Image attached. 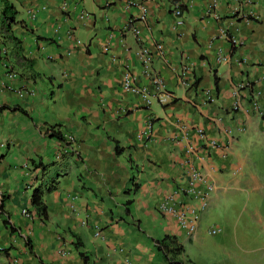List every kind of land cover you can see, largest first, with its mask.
<instances>
[{"label": "crops", "instance_id": "crops-1", "mask_svg": "<svg viewBox=\"0 0 264 264\" xmlns=\"http://www.w3.org/2000/svg\"><path fill=\"white\" fill-rule=\"evenodd\" d=\"M6 3L0 35L19 44L0 56V264H166L157 240L185 252L223 206L264 194V0H0V16ZM187 162L207 181L192 238L159 210L173 194L197 205Z\"/></svg>", "mask_w": 264, "mask_h": 264}, {"label": "rangeland", "instance_id": "rangeland-1", "mask_svg": "<svg viewBox=\"0 0 264 264\" xmlns=\"http://www.w3.org/2000/svg\"><path fill=\"white\" fill-rule=\"evenodd\" d=\"M259 171L264 175L263 164ZM225 208L204 221L198 240L187 241L180 261L186 264H264V194L246 192L223 213ZM199 223L200 218L198 228ZM213 229L220 232L210 234Z\"/></svg>", "mask_w": 264, "mask_h": 264}, {"label": "built area", "instance_id": "built-area-1", "mask_svg": "<svg viewBox=\"0 0 264 264\" xmlns=\"http://www.w3.org/2000/svg\"><path fill=\"white\" fill-rule=\"evenodd\" d=\"M181 14H182V12H181L180 7L178 5L175 8L174 15L177 17V24H179V25L181 24V20H180ZM6 53H7V50H6L5 46L3 45V38L0 35V56L2 58H4L6 56ZM146 55L147 54H146L145 50H141L140 52L137 53V56L139 58H141V60L143 61L145 66H147L149 64V59ZM217 61L224 62L225 58L222 55H219L217 58ZM146 72H148V71H146ZM7 77L10 78L11 80H14L16 75L11 73V74H8ZM151 83L156 90L155 92L157 94L156 95L157 101L160 104H165L168 100L169 95L165 92L164 85L161 82V80L157 77H154L151 79ZM244 85H246V84H239L237 86L236 90H240L241 87H244ZM122 87H123L124 91L129 92L131 94L143 95L145 93V91L143 89H139L135 85H133V83L131 82L128 75H126L124 77ZM6 88L11 89L10 84H8L6 86ZM17 93L19 95H22L23 92L19 90V91H17ZM235 96H236V94H235ZM253 107H254V109L256 108L255 104L253 105ZM231 110L232 111H241L242 110L241 105L239 104V100L237 98H236V101L231 106ZM247 113H248V111H247ZM223 133L225 135H229L230 130L225 128V129H223ZM196 134L201 141L207 143V146L209 148L220 149L221 145H219L218 143H216L213 140L206 139L202 130H200V129L196 130ZM191 152L192 151L190 149L187 150L186 151L187 156ZM186 164H187V168H188V183L186 185V188L184 189V193L186 195L190 196L192 199H194L196 201L197 205L195 207H190V206L183 207L181 205V201H180L179 196L176 194H173L170 196H166L165 198H163L161 200V202L159 204V210L163 215L173 218L176 221V223L178 224V226L180 227V229H182L186 233V235L192 236L196 232L200 212L205 210V208L207 206V201H206L207 193H205L200 188V185H206L207 181L197 168L188 166V164H189L188 162ZM210 189H211V187H210ZM22 214H24L25 216L28 217V214L26 213V211H23ZM218 231L219 230H217V229L216 230L213 229L211 231V234H215ZM127 264H129V263L127 262Z\"/></svg>", "mask_w": 264, "mask_h": 264}, {"label": "trees", "instance_id": "trees-1", "mask_svg": "<svg viewBox=\"0 0 264 264\" xmlns=\"http://www.w3.org/2000/svg\"><path fill=\"white\" fill-rule=\"evenodd\" d=\"M168 1H171L174 3L179 2V0H168ZM180 10L184 11L185 7L180 5ZM14 18H15L14 8L11 5L6 3L5 10L2 16H0V27H1L0 30H2L3 32L2 34H5L7 32L10 33V24L14 22ZM9 38L10 36L8 38H5L3 45L7 46V43L10 41H13L17 45L19 44V42H16L14 38L12 39V36L10 39ZM15 49L17 50L15 51V56L20 60L23 59V58H20V56L18 55L19 53L18 48H15ZM52 136L56 137L59 141H64L63 137L58 132H53ZM31 203L36 210L40 211L41 214H44L45 207L42 202V191L40 189H36L33 192L32 197H31ZM80 247H82V243L79 241L77 244H75V248L78 249ZM156 247H157V251L162 254L166 264H186L180 260H175L178 255H181L184 252L183 248L177 243V238L175 236L166 235L162 239L157 240ZM80 255H83V254L80 253ZM190 263L191 262H187V264H190Z\"/></svg>", "mask_w": 264, "mask_h": 264}, {"label": "clouds", "instance_id": "clouds-1", "mask_svg": "<svg viewBox=\"0 0 264 264\" xmlns=\"http://www.w3.org/2000/svg\"><path fill=\"white\" fill-rule=\"evenodd\" d=\"M229 130H230V129H229ZM230 133H231V130H230ZM224 135H225V134H224ZM229 135H230V134H229ZM229 135H228V136H229ZM225 136H226V135H225ZM227 144H228L227 146H230L229 143H227ZM219 145H220V144H219ZM226 148H227V147H226ZM220 149H223V147L221 146ZM227 149H228V148H227ZM195 168H196V167H195ZM198 170H199V169H198ZM199 171H200V170H199ZM201 174H202V173H201ZM202 175H203V174H202ZM206 201H207V200H206ZM195 206H196V205H194V206H192V207H195ZM206 207H207V206H206ZM205 209H206V208H205ZM203 211H204V210H203ZM26 213H27V212H26ZM161 214H162V213H161ZM26 217H27V216H26ZM28 217H29V215H28ZM199 218H200V215H199ZM197 229H198V224H197ZM197 229H196L195 234L192 235V236H188V235H186V233H185L182 229H181V230L184 232V234H185L188 238H192L193 236L196 235V233H197ZM215 230H216V229H215ZM217 230H219V231L217 232V233H219V232H220V229H217ZM217 233H215V234H217ZM210 234H211V232H210ZM97 235H98V234H97ZM183 253H184V252H183ZM127 262H128V261L126 260L125 263L127 264ZM128 263H129V262H128Z\"/></svg>", "mask_w": 264, "mask_h": 264}]
</instances>
